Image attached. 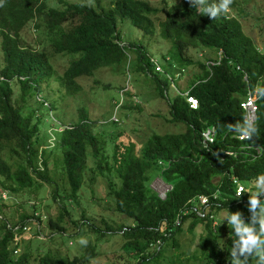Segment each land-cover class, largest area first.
<instances>
[{"label": "trees", "instance_id": "trees-1", "mask_svg": "<svg viewBox=\"0 0 264 264\" xmlns=\"http://www.w3.org/2000/svg\"><path fill=\"white\" fill-rule=\"evenodd\" d=\"M102 1L85 0V3L70 4L68 0H5V5L0 7V49L3 54L0 76L4 77L0 81V196L6 194L15 206L19 192L33 188L37 180L51 183L47 174V149L42 148V144L48 146V140L42 142L39 137L40 116L27 107L24 98L22 103L28 110L26 114L22 111L23 106L13 104V90L8 78L16 76L14 82L23 90L26 80H21L20 76H34L35 82L50 78L55 73L54 61H51L53 55L66 56L70 58L68 66L58 79L68 94L73 95L81 89L77 78L91 77L100 68L119 64L127 57L129 60L134 58L136 69L152 77L159 96L167 99L169 122L182 125L184 130L152 134L139 155L132 145L114 146L113 165L107 166L109 175L105 181L107 196L114 202V211L131 220L130 225L117 230L124 242V251L135 264H156L166 250L178 249L179 235L185 231L193 233L200 225L203 236L200 257L191 255L183 260L178 255L172 264H190V261L255 264L259 255L255 250L241 254L240 236L235 228L218 225V214L224 210L228 216L239 213L244 225L251 222L259 206L252 208L251 193L256 191L257 198L264 189V180L261 179L264 177V99L257 100L258 119L255 123L259 128L258 138L253 135L250 140L239 142L232 138L235 130L229 131L226 127L244 125V113L240 108L247 90L244 75L248 77V87L264 86V53L244 33L238 18L241 10L234 9L232 3L231 8L236 14L211 20L188 1H183L170 6L164 21L159 24V37L172 46V56H163L162 59L170 67L173 65L184 70L196 66L200 71L186 90L198 102L197 109L192 110L183 95L168 98L165 93L168 81L159 79L144 43L121 45L118 22L128 21L143 36L152 38L156 34L154 17L160 9L143 0H109L106 6ZM213 2L217 0H209V3ZM33 21L40 40L28 44L21 37V31ZM199 49L215 54L221 50L220 64L207 65L216 59L215 54L207 57L205 63V60L195 61L187 53ZM236 66L240 70H236ZM35 90L39 88L35 87ZM38 104L43 106L46 101ZM91 125L92 122L81 113L77 121L69 126L62 125L60 132L55 131L52 149H59L62 154V167L69 187L61 195L58 189L50 193L51 199L60 201L62 207L59 216L55 220L49 218L47 225L59 234L68 227H65V216H71L64 202L77 203L88 156L95 163L90 181L104 174L99 161L104 149L99 150V139ZM208 128L214 129L215 140L205 148L201 144V134ZM246 145L260 146L261 155L254 159L246 157L242 154V146ZM228 151L233 154L227 155L225 152ZM5 152L9 153V158L18 159L15 165L4 158ZM151 171L171 186L163 199L145 184ZM232 176L245 186L240 197L235 194ZM200 196L206 197L208 203L194 211L192 208L197 206L195 203ZM3 202L0 197V210L11 217L13 213L5 210ZM199 210L202 217L197 213ZM33 214H20L12 226L0 222V264H29L32 250L27 251V257H19L22 253L16 256L13 240L23 232ZM36 219L39 221L40 216ZM69 224H73L78 233L88 225L71 218ZM90 229L99 237L113 232L112 227H106V233L93 226ZM261 250L264 251V245ZM97 255L96 246L88 241L78 256L61 258L50 253L39 254L37 264H87Z\"/></svg>", "mask_w": 264, "mask_h": 264}, {"label": "rangeland", "instance_id": "rangeland-1", "mask_svg": "<svg viewBox=\"0 0 264 264\" xmlns=\"http://www.w3.org/2000/svg\"><path fill=\"white\" fill-rule=\"evenodd\" d=\"M68 1L85 3V0ZM143 1H147L152 7L160 9L158 15L154 17L156 34L152 38L143 36L141 31L133 27L128 21L118 22V29L121 30V39L126 45L140 42L145 44L147 52L162 68L163 72L157 75L159 79L168 81V88L165 93L168 94L169 99H172L178 91H186L200 71L197 70L196 66H190L181 73L178 67H173V65L170 67L168 62L162 59L163 56H172V46L169 41L159 37V24L164 21L167 9L170 6L188 0ZM108 2L109 0L102 1L104 6ZM59 6L61 7V4ZM233 8L241 10L242 14L238 18L241 21L244 33L264 53V20H261L264 17V0H233ZM230 14H236V11L231 8L227 15ZM21 37L28 44L40 40V34L35 32L33 23H28L23 28ZM187 53L195 61L201 62L207 57H214L215 54V52L206 49L188 50ZM69 59L66 56L53 55L51 61H54L52 63L55 71L54 75L50 78H41L39 82H35L36 77L34 76H20L21 80H26V83H24L26 88L23 90L15 83L16 76L7 80L9 85H12L13 104L22 107V99L24 98L27 100V107L35 110L37 115L40 116L41 131L39 137L42 142L48 140L46 144L48 146L42 144V148L47 149V174L51 183L37 180L36 186L19 192L21 194L16 196L15 206L6 194H2L0 197L4 200L5 210L13 214H10L11 217H9L7 213L0 210L2 217L0 222L12 226L15 224L14 220H17L20 214L32 215L34 212L23 232L15 236L13 240V245H16L15 249L17 250L16 256L22 253L19 257H27V251L32 250V255H30L31 251L28 253L30 255L29 264H37L39 254L46 255L50 253L61 258L78 256L85 244L81 243V240L86 241V243L89 241L97 249L98 255L87 264H135L130 259V255L124 251L122 247L124 242L117 231L121 226L130 225L131 220L115 212L113 199L107 196L105 178L107 179L109 175L107 166L113 165L114 146L115 144L120 147L132 145L134 146V152L139 155L143 144L152 134L180 133L183 132L184 127L169 122L167 99L159 96L152 77L136 69L134 58L129 60L130 58L127 57L119 64L100 68L91 77L82 76L77 78V84L80 85L81 89L73 95L68 94L67 90L59 84L58 79L68 66ZM2 64L3 54L0 49V67ZM166 73L172 75V79L175 77L172 83L171 78L165 75ZM2 79L3 77L0 76V81ZM35 87L39 90H35ZM22 94L25 95L21 97ZM42 101H46L43 106L38 104ZM48 106L54 108L51 110V107ZM24 108L25 105L22 111L26 114L28 110ZM81 113H84L88 120L92 122V131L99 139V150L104 149V154L100 152L99 155L104 174L101 177L95 176V180L90 181L92 177L91 169L94 168L95 163L88 156L87 168L83 176L82 187L78 193L77 203L64 202L71 216H65L67 221L65 227H68L64 233L59 234L50 230L47 225L49 218L55 220L59 216L62 207L60 201L51 199L50 193L53 189H58L61 195L64 191H68L69 187L62 167V154L59 149H52L53 138L55 131L60 132L63 128L62 125L69 126L77 121ZM48 150L51 151L48 152ZM3 156L8 163L13 165L18 161L15 157L9 158L7 152ZM149 174L150 178L145 183L146 186L159 198L163 199L171 186L165 184L155 171H151ZM112 179L115 183H118L115 177H112ZM258 205L254 219L246 223L245 226H251V228H254V234L260 235V208L261 205H264V199H261ZM18 206L19 208H17ZM36 215L40 216L39 221L36 219L38 217ZM82 215L83 218H81ZM227 216L225 210L219 212V223L216 221L219 226L229 225ZM70 218L76 221H84L88 225L83 226L81 233H78L72 227L73 224H69ZM216 222H214V225H216ZM92 226L104 233H106V227H112L113 232L99 237V234L90 229ZM201 228L198 225L193 233L185 231L179 235L177 237L178 249L171 247L166 250L156 264H172L176 261L174 258L178 255L183 260L186 256L191 255L200 257L201 242L203 240V236L200 234ZM261 238L264 239V236ZM190 264L200 263L190 261ZM255 264H264V260H261L259 256Z\"/></svg>", "mask_w": 264, "mask_h": 264}, {"label": "clouds", "instance_id": "clouds-1", "mask_svg": "<svg viewBox=\"0 0 264 264\" xmlns=\"http://www.w3.org/2000/svg\"><path fill=\"white\" fill-rule=\"evenodd\" d=\"M78 2V1H74ZM74 2H70L73 4ZM188 2L196 8L200 13L209 17L211 20L218 19L222 15H225L230 12V6L233 3V0H217V2L209 3V0H188ZM5 5V0H0V7ZM38 22V20L36 21ZM35 21L31 22L33 25ZM34 27V26H33ZM22 33V31H21ZM121 45H126L124 42ZM167 60V59H166ZM170 75V74H169ZM182 75V74H181ZM172 76V75H171ZM3 77V76H2ZM4 80V77L1 81ZM12 87V85H10ZM253 94L256 95L257 99H264V86L257 85L253 89ZM258 119V117H256ZM229 131L235 130L238 137L241 140H249L251 136L256 135L258 138L259 128L257 123H253L251 120L247 121L243 126L236 125H227ZM264 180V177L261 178ZM258 195L256 191L251 193V206L253 209L256 208L258 201L255 198ZM260 235L254 234L253 228L245 226L240 220V214L227 216L229 220V225L232 228H235V231L240 236V252L241 254L246 252L256 251V254L260 256L261 260H264V251L261 250V246L264 245V239L261 237L264 236V205H261L260 208ZM81 243H86V241L81 240ZM233 264H236L234 261Z\"/></svg>", "mask_w": 264, "mask_h": 264}, {"label": "built area", "instance_id": "built-area-1", "mask_svg": "<svg viewBox=\"0 0 264 264\" xmlns=\"http://www.w3.org/2000/svg\"><path fill=\"white\" fill-rule=\"evenodd\" d=\"M222 51H218L215 55H216V59L214 61H210L207 63V65L209 67L211 66H214V65H219L220 64V61H221V58H222ZM152 62V65L154 66V69L156 72L158 73H162V68L158 65V63L152 58L150 60ZM236 70H240V67L239 66H236ZM181 73L183 70H180ZM167 77L171 78V83L173 82V79L175 80V77L172 79V76L169 75V73H166L165 74ZM181 75V74H180ZM243 81L244 83L246 84V94L244 96V98L241 100L240 102V108L243 110V122L244 124L251 120L253 123H255L256 121V111H257V97L256 95L253 94V88L251 87H248L249 85V80H248V77L247 75H244L243 77ZM176 94H181L185 97L186 99V102L188 103V107L192 110H195L197 109V106H198V102L197 100L193 97V96H190L188 94V91H184L183 93L181 92H177ZM202 136V140H201V144L203 147L205 148H208L210 145H212L214 143V140H215V132H214V129L213 128H208L206 130H204L201 134ZM232 138L233 139H236L238 140L239 142H244L245 140H241L236 131L232 132ZM250 140V139H249ZM248 141V140H247ZM242 149H243V153L246 157H250L251 159H254V158H257L261 155L262 153V149L260 146L258 145H246V146H242ZM227 155H232L233 152H225ZM232 182H233V185L235 187V194L237 197H240L243 192H244V184L239 181L236 177L232 176ZM257 200H261V199H264V189H262L259 193V196L256 198ZM208 203L207 201V198L206 197H198V200L195 204H197L196 207H193L192 209L195 211L196 208L200 207L201 206H206ZM202 211L199 210V212H197L198 214H202L201 213ZM203 216V214L201 215V217Z\"/></svg>", "mask_w": 264, "mask_h": 264}]
</instances>
